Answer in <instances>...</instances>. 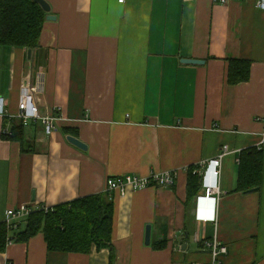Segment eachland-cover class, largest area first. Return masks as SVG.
Returning a JSON list of instances; mask_svg holds the SVG:
<instances>
[{
	"label": "crops",
	"instance_id": "1",
	"mask_svg": "<svg viewBox=\"0 0 264 264\" xmlns=\"http://www.w3.org/2000/svg\"><path fill=\"white\" fill-rule=\"evenodd\" d=\"M45 1L56 19H45L37 48L0 45V97L15 114L27 81L37 88L40 114L64 120L50 136L40 123L24 127L20 144L9 139L18 122L0 118V214L103 194L110 177L175 171L173 186L113 194L116 264L206 263L203 242L213 238L228 248L221 264H264L260 0ZM230 60L250 62L248 82L228 84ZM223 146L230 153L220 166L221 195L208 204L213 219L204 222L196 218L202 181L185 203L187 171L215 160ZM251 148L262 149L261 187L235 192L239 155ZM109 254L95 247L88 254L49 252L38 234L6 245L0 264H109Z\"/></svg>",
	"mask_w": 264,
	"mask_h": 264
},
{
	"label": "trees",
	"instance_id": "2",
	"mask_svg": "<svg viewBox=\"0 0 264 264\" xmlns=\"http://www.w3.org/2000/svg\"><path fill=\"white\" fill-rule=\"evenodd\" d=\"M45 18L46 13L33 0H0V45L28 50L37 48ZM249 78V61H229V85L246 83ZM24 130L21 123H15L9 139L22 144ZM262 154V149L258 148L240 153L235 192L244 193L261 187ZM195 169L196 166H192L187 171L186 204L200 189L201 178L193 174ZM113 204V200L103 193L58 205L47 212L35 211L27 219L26 225L14 234L13 243L27 242L42 234L49 252L88 254L93 247L97 250L107 249L110 253L109 264H116V254L111 244ZM6 239L7 230L0 225V252L7 245ZM164 243L165 240L153 245L162 246Z\"/></svg>",
	"mask_w": 264,
	"mask_h": 264
},
{
	"label": "built area",
	"instance_id": "3",
	"mask_svg": "<svg viewBox=\"0 0 264 264\" xmlns=\"http://www.w3.org/2000/svg\"><path fill=\"white\" fill-rule=\"evenodd\" d=\"M191 2L193 0H184ZM221 5H227L229 0H214ZM240 1V0H235ZM119 4H124L125 0H118ZM256 7L264 10V0L257 2ZM37 88H32L27 81H24L20 86V94L17 104V112L15 114L9 113L7 110L6 102L0 97V118L15 120L28 127L34 123H40L44 128L46 136H50L57 131V121L64 120L61 118H54L53 116L41 115L36 103ZM264 120V118H263ZM264 144V131L262 132V143ZM230 153L228 146H223L217 158L212 161H202L197 164L193 174L198 175L202 181L203 194L196 198V201H203L205 204V214L201 215L202 221H211L212 216L206 213L209 211L211 200L219 199L221 193L219 190V176L220 166L222 160ZM177 172L166 171L161 173H151L149 176L141 177L137 175H125L120 177H110L106 180L104 193L113 200V194L118 193L119 197L124 198L127 190L132 192L142 191L150 187L167 188L175 184ZM52 210V208H34L30 204H20L16 207L6 209L3 214H0V225H4L7 230V245L13 244L14 234L20 231L27 222V219L35 211ZM206 247L210 249L211 259L209 262L201 264H221L222 259L228 255V248L226 245L221 244L216 238L211 241L203 242Z\"/></svg>",
	"mask_w": 264,
	"mask_h": 264
},
{
	"label": "water",
	"instance_id": "4",
	"mask_svg": "<svg viewBox=\"0 0 264 264\" xmlns=\"http://www.w3.org/2000/svg\"><path fill=\"white\" fill-rule=\"evenodd\" d=\"M34 2H36L41 9L47 14L46 15V20L47 21H55V16L50 15V11L51 8L49 6V4L45 1V0H33ZM182 64H189V65H204V61L201 60H193V59H182L181 60ZM66 140L73 146H75L76 148L82 150V151H86L87 150V146L82 143L80 140L72 137V136H67ZM258 189H252L247 191L246 193H252L257 191ZM150 232H151V228L150 226L146 227V233H145V244L149 245L150 244Z\"/></svg>",
	"mask_w": 264,
	"mask_h": 264
},
{
	"label": "clouds",
	"instance_id": "5",
	"mask_svg": "<svg viewBox=\"0 0 264 264\" xmlns=\"http://www.w3.org/2000/svg\"><path fill=\"white\" fill-rule=\"evenodd\" d=\"M205 204L203 201H197V206H196V218L200 219L201 215L204 214L205 212Z\"/></svg>",
	"mask_w": 264,
	"mask_h": 264
}]
</instances>
